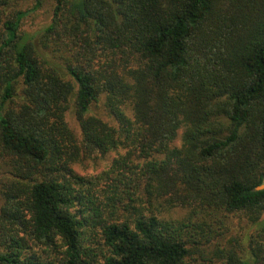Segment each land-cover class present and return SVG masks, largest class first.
<instances>
[{
  "label": "trees",
  "instance_id": "1",
  "mask_svg": "<svg viewBox=\"0 0 264 264\" xmlns=\"http://www.w3.org/2000/svg\"><path fill=\"white\" fill-rule=\"evenodd\" d=\"M42 1L0 0V264H264V0H49L22 30Z\"/></svg>",
  "mask_w": 264,
  "mask_h": 264
},
{
  "label": "rangeland",
  "instance_id": "2",
  "mask_svg": "<svg viewBox=\"0 0 264 264\" xmlns=\"http://www.w3.org/2000/svg\"><path fill=\"white\" fill-rule=\"evenodd\" d=\"M43 4L40 8H38L35 12L31 13L29 16H27L24 20H22L21 23V29L27 32H32L35 30H38L42 27L43 24H46L48 22L49 18V10L51 8L50 1L49 0H43ZM33 3V0H25L23 5H21L23 8L30 7ZM100 110V109H99ZM99 110H92V112H96ZM72 111L69 110L66 114V119L69 122V124L72 127L76 126L75 120L73 118V115L71 113ZM101 117L106 120L107 122L113 124V121L106 117L105 114H103L102 111H100ZM116 152L112 151L104 156L100 157H94L91 159H83L80 162H77L74 165V170L80 174H95L98 173L108 167L113 157L116 156ZM226 225H229V230L224 232L223 239L224 242L227 243L228 240H231L233 238L237 239L240 245L247 246L248 245V237L253 232V226L248 224L245 220H241L237 215L232 216L229 220H225L224 222ZM234 243V239L231 241ZM238 246V245H237Z\"/></svg>",
  "mask_w": 264,
  "mask_h": 264
},
{
  "label": "water",
  "instance_id": "3",
  "mask_svg": "<svg viewBox=\"0 0 264 264\" xmlns=\"http://www.w3.org/2000/svg\"><path fill=\"white\" fill-rule=\"evenodd\" d=\"M264 187V184L263 185H260V186H258L257 188L258 189H261V188H263Z\"/></svg>",
  "mask_w": 264,
  "mask_h": 264
}]
</instances>
